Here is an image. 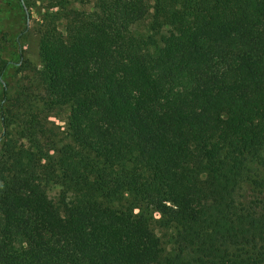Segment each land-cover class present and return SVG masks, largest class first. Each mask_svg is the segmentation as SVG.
I'll list each match as a JSON object with an SVG mask.
<instances>
[{"label":"trees","instance_id":"trees-1","mask_svg":"<svg viewBox=\"0 0 264 264\" xmlns=\"http://www.w3.org/2000/svg\"><path fill=\"white\" fill-rule=\"evenodd\" d=\"M14 1L42 70L21 111L0 82V264H264V0Z\"/></svg>","mask_w":264,"mask_h":264},{"label":"rangeland","instance_id":"rangeland-1","mask_svg":"<svg viewBox=\"0 0 264 264\" xmlns=\"http://www.w3.org/2000/svg\"><path fill=\"white\" fill-rule=\"evenodd\" d=\"M24 1H26V4ZM21 3L24 8L34 2L23 0ZM36 3V5L40 4L39 2ZM73 3L76 8L82 10L90 8V5L81 3V0H74ZM17 6V2L13 0V3L7 6L8 8L0 10V60L9 61L4 71L0 69V82L6 84V90L10 96V100L4 104L9 112L21 111L23 96L32 95L33 97L40 90V87L34 83L32 78L36 71L42 70L37 56V44L40 34L35 28L37 27L35 9H31L32 17L26 21L29 30L22 32L23 22L18 14ZM2 94L3 90L0 84V99ZM27 110L32 111L34 109ZM53 121L61 125L62 128L65 126L63 120L59 121L53 118ZM2 130L0 123V142ZM56 192L57 189L52 188L49 190V195L53 196Z\"/></svg>","mask_w":264,"mask_h":264}]
</instances>
